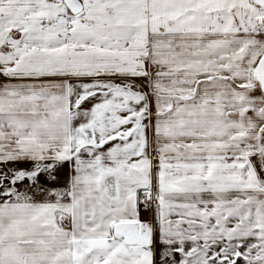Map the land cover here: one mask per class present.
<instances>
[{"label":"snow or ice","instance_id":"snow-or-ice-1","mask_svg":"<svg viewBox=\"0 0 264 264\" xmlns=\"http://www.w3.org/2000/svg\"><path fill=\"white\" fill-rule=\"evenodd\" d=\"M0 264H264V0H0Z\"/></svg>","mask_w":264,"mask_h":264}]
</instances>
